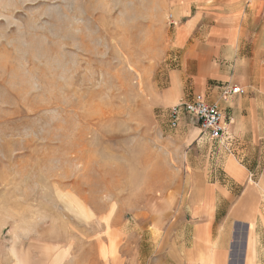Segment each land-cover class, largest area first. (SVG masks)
Here are the masks:
<instances>
[{
    "label": "rangeland",
    "instance_id": "1",
    "mask_svg": "<svg viewBox=\"0 0 264 264\" xmlns=\"http://www.w3.org/2000/svg\"><path fill=\"white\" fill-rule=\"evenodd\" d=\"M207 1L0 0V264H159L200 136L169 124L199 94L177 36Z\"/></svg>",
    "mask_w": 264,
    "mask_h": 264
},
{
    "label": "crops",
    "instance_id": "2",
    "mask_svg": "<svg viewBox=\"0 0 264 264\" xmlns=\"http://www.w3.org/2000/svg\"><path fill=\"white\" fill-rule=\"evenodd\" d=\"M204 15L209 22H199ZM184 27L190 84L223 111L229 139L211 141L197 127L200 136L186 137L197 146L169 196L174 213L158 217L159 264H264V0L201 2ZM224 86L244 93L224 99Z\"/></svg>",
    "mask_w": 264,
    "mask_h": 264
},
{
    "label": "built area",
    "instance_id": "3",
    "mask_svg": "<svg viewBox=\"0 0 264 264\" xmlns=\"http://www.w3.org/2000/svg\"><path fill=\"white\" fill-rule=\"evenodd\" d=\"M244 93L241 88L224 86L221 96L224 99L234 94ZM190 121L197 127L201 135L211 141L222 143L229 139L228 123L218 104L212 103L202 94H196L191 99L173 106L169 113V124L178 129Z\"/></svg>",
    "mask_w": 264,
    "mask_h": 264
}]
</instances>
